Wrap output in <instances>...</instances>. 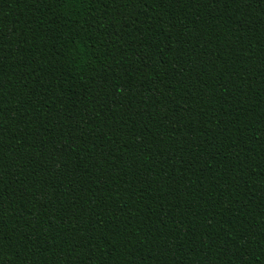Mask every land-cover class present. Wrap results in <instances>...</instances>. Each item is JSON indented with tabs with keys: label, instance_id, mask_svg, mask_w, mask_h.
Returning <instances> with one entry per match:
<instances>
[{
	"label": "trees",
	"instance_id": "trees-1",
	"mask_svg": "<svg viewBox=\"0 0 264 264\" xmlns=\"http://www.w3.org/2000/svg\"><path fill=\"white\" fill-rule=\"evenodd\" d=\"M0 264H264V0H0Z\"/></svg>",
	"mask_w": 264,
	"mask_h": 264
}]
</instances>
